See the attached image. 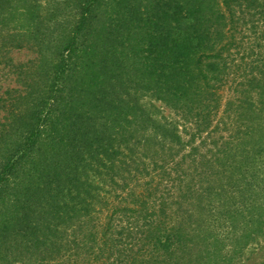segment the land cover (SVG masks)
Wrapping results in <instances>:
<instances>
[{
  "label": "trees",
  "instance_id": "obj_1",
  "mask_svg": "<svg viewBox=\"0 0 264 264\" xmlns=\"http://www.w3.org/2000/svg\"><path fill=\"white\" fill-rule=\"evenodd\" d=\"M242 6L264 0H0V264H238L250 243L264 264Z\"/></svg>",
  "mask_w": 264,
  "mask_h": 264
},
{
  "label": "rangeland",
  "instance_id": "obj_2",
  "mask_svg": "<svg viewBox=\"0 0 264 264\" xmlns=\"http://www.w3.org/2000/svg\"><path fill=\"white\" fill-rule=\"evenodd\" d=\"M236 12H237L236 13L237 18L240 19L238 29L242 32L241 35L244 36L243 42L246 45L245 47H247L245 50V55L247 56L246 59L250 60L252 58H259L260 60H262V62L260 61V64H262L264 62V8L262 9L259 8L257 10H254V9H249V8H246L245 6H242V8H236ZM242 51H244V49H242ZM12 55L16 61H26L31 57V54L25 50L14 51ZM8 84H13V78L11 75L8 74L6 69L0 68V95L3 92L5 86H7ZM150 101L153 102L160 109V112H161L160 114H164L170 117H176L174 115V112L162 102L151 100L149 97L145 98V102H150ZM181 129H182V126H181ZM183 138L184 140H187L189 138V135H186L185 133H183ZM198 143H199V140H197L195 144H198ZM189 150H190V147H186L183 151H181L178 156L179 159H181V156L185 152H188ZM144 151L145 150H142L141 153H143ZM215 185L217 184L215 183ZM191 204H192L191 202H183L182 208H181V212H184V218L186 219L188 218L187 212L194 214L191 224L187 220V226H188V223L191 225L190 229L195 228L196 220L200 219L199 216L202 217L201 212L198 209H196V206H193V204L192 205ZM176 208H178V206ZM176 208L174 207V210H177ZM203 217L205 219V223L207 222L209 223L208 220L210 218L211 220H213V222H215L214 229L217 232L220 233L223 230H225L223 232H227L226 231L227 227H224L223 219L220 218V215L217 211L214 210L213 212H210L208 210L207 212L203 214ZM191 245H193V243H191ZM193 253H194L193 254L194 258L192 259L195 260L196 253L195 252ZM260 255H261V252H259L258 256L257 254H255L253 250V244L250 243L248 248L244 251V256L241 259L242 262L238 264H254L260 261ZM188 259L189 257L187 256V259L185 261L186 264H189L187 263ZM236 262L237 261H235V264Z\"/></svg>",
  "mask_w": 264,
  "mask_h": 264
}]
</instances>
